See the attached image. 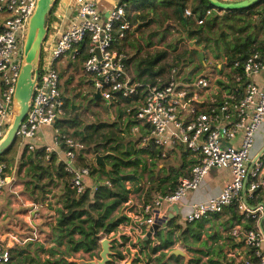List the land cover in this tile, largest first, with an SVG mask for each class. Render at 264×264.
Listing matches in <instances>:
<instances>
[{"label": "built area", "instance_id": "2783aa9c", "mask_svg": "<svg viewBox=\"0 0 264 264\" xmlns=\"http://www.w3.org/2000/svg\"><path fill=\"white\" fill-rule=\"evenodd\" d=\"M73 3L70 23L63 30L59 15L54 13L52 18H46L38 78L15 134L19 149L25 148L28 154L38 151V158L45 164L61 167L67 188L75 198L87 191L95 192L103 185L111 187L108 180L86 183L94 161H88L81 141L62 133L58 127L66 119L59 67L65 59L77 62L84 55L80 61L90 81L91 98L97 94L99 101L114 106L129 102L131 107L125 112L138 123L132 131L141 137L142 146L151 145L159 152V159L165 160L175 149L182 148L195 160L189 177L179 180L170 194L153 196L150 201L143 198L138 207L130 205L128 198L123 204L128 206L125 212L128 220L117 228L113 247L127 248L128 243L134 245L136 241L142 245L148 234L155 240L152 227L167 224L168 214L177 217L180 201L188 192L198 189L209 171L227 170L230 179L222 191L212 199L190 206L184 222H200L232 208L240 221L229 231L231 243L223 254L222 264H264V199H261L264 150L251 156L264 122V83L258 86L253 82L255 76L264 72V51H254L243 62L236 61L227 69L228 79L224 83L228 89L213 85L211 77L184 80L177 68H171L165 80L137 79L128 70V56L120 43L138 27L134 17L140 14L129 13L122 0L105 16L98 9V0H73ZM35 5L36 0H0V142L11 122L23 43ZM211 11H205V17ZM185 16L195 19L188 9ZM195 21L201 25L204 20ZM46 129L50 131L49 142H44ZM141 131L148 134L142 137ZM8 169L0 163V198L8 187L15 200L23 201L13 176L6 175ZM129 185L126 183L125 187L128 193ZM32 235L33 240L38 236L35 228ZM129 250L135 251L136 256L140 254ZM117 253L123 257L122 261L128 256L126 251ZM13 256L16 255L12 246L0 242V264H10Z\"/></svg>", "mask_w": 264, "mask_h": 264}, {"label": "rangeland", "instance_id": "374dc122", "mask_svg": "<svg viewBox=\"0 0 264 264\" xmlns=\"http://www.w3.org/2000/svg\"><path fill=\"white\" fill-rule=\"evenodd\" d=\"M167 1L169 0H149L143 12H148L151 6L156 4L157 15L160 16L155 15L153 20L148 21L139 28L135 27L120 43V48H123L128 56V70L131 76L138 79L148 78L149 75L147 73H142L145 61L153 60L155 57L165 54L164 58L159 60L154 68V71L158 73L153 77L154 80H165L171 68H177L179 73H182L184 80L195 79L202 75L208 77L210 71L216 72L217 70V64L212 59H216L220 54L226 53L228 49L235 47L238 40H241L234 36L233 23L225 17H218L217 10H212L206 19L215 32L204 34L206 43L197 45L194 40H190L188 35L184 33L174 16H170L166 20L163 16L161 17L162 14L159 11L164 10L161 5ZM73 5L74 3H72ZM137 8H139L138 5L131 2L128 3L127 10L129 13ZM164 11L172 15V9L166 8ZM138 13L140 14V12ZM262 17H264V13L260 14L261 19ZM53 20L57 19L53 17ZM255 27L257 28L255 29ZM192 29L195 30L196 26L192 27ZM258 39L259 43L264 44V21L260 22V19L256 21V26H253V28L251 26L248 37V40L254 42ZM190 41H193L194 46L202 52L204 59H201L198 51L189 45ZM59 69L61 71V90L64 92L65 99L69 101L68 106L65 108V121L69 123L74 120L75 122L72 128L67 127L68 134L70 136L73 135L85 145V153L91 163L95 161L96 154H112L116 156L114 160H107L105 157L104 160L108 167V172L111 171L110 166L114 162L121 164V160H125L133 163L129 166L121 164L123 172L135 173L136 175L134 181L124 183L125 187L126 183L130 184L128 193V198L131 200L130 205L138 207L143 198L145 201L148 199V188L152 186L150 182L151 176L154 185L166 177L171 181L176 177L178 170L174 168L175 161L181 163L186 158L182 148L175 149L165 160L150 159L148 151H146L148 148L140 144L139 136L132 131L134 124H132V120L125 112L128 107H131L129 102L106 107L105 103L94 101L90 97L91 85L89 78L84 75L80 60L71 62L65 59V63L60 65ZM60 121H63V117H60ZM62 125L63 127L67 126L65 123ZM75 131L78 134H74ZM86 135L89 136V140L84 141L83 137ZM263 140L264 136L256 143L251 156H254L260 150ZM17 151L18 146L15 143L9 152H5L0 156V163H4L9 168L6 171V175L13 176L16 174L17 178H19V180L15 179V183L17 181L21 185L24 197L22 198L23 201H17L15 198L11 200V206L10 208L8 207V213H6L3 221V229L6 230L13 225L21 233L19 236L20 241H23L28 235V237L32 238V242H27L23 246L14 242L15 244L12 245L13 254L17 255L18 251L24 250L30 253L34 264H44V261L49 257L48 255H50L49 251L51 248H59V251L65 250L63 248L62 250L60 249V247L65 246V239L61 240L64 246L58 245L52 228L59 217L58 210L62 209L65 197L68 195L67 181L66 177H62L58 182H53L52 173L54 172L57 178L56 170H58L54 165L42 163V168L38 171V169L30 166L31 164H28L26 159L28 155L22 161L16 158L18 155ZM161 165L164 167L163 169L160 168ZM92 166L96 167L95 162ZM180 169L182 172L183 169ZM181 172L179 171V173ZM91 177L97 181L108 180L107 176L97 167L92 170ZM170 183L166 184V186ZM17 189H19L18 185ZM155 193L158 192H152L150 196L157 195ZM262 196L264 197V192L261 193ZM26 200L29 203L25 202ZM24 203H27V205L24 206ZM30 204L34 205L35 208L31 207ZM127 207L125 205L121 206L118 215L125 216ZM131 210L134 209L131 208ZM34 214L37 217L34 219L36 220L34 222L36 225L33 227L28 223V219ZM212 216L201 222V225L199 222L191 224L189 226L191 230H187L183 236H180L182 230L175 235L180 242H177L172 249L183 251L187 255L185 258L181 257L178 260L170 259L168 261L167 258L170 251H167L165 252L166 256H161L162 253H159L154 259L143 260V263L140 264H201L207 262L208 257L210 259L216 258L219 264H222L223 254L230 242L228 234L233 223L232 221H226L224 214L220 213ZM238 218H234L236 223L240 220V217ZM178 219L181 218L177 217L175 222ZM33 228L36 229L38 235L34 240L32 235ZM183 228H185V225H183ZM15 229L10 230L16 232ZM198 233L200 236L196 240L193 235ZM116 234L117 231L113 236L110 234L103 238H113ZM128 245L127 248L124 246L123 249L117 246L113 248V252L126 251L128 253L124 261L115 259L114 264H125L132 254L138 260L144 259L143 255L140 257L136 256L134 254L135 251H130L129 249L137 250L138 253L144 250H149L148 252H150V247L143 244L142 247V245L138 244V241L134 242V245L132 242L128 243ZM99 252L100 247L96 251V257ZM24 255H27V253ZM71 257L85 260L92 259L91 256L82 252L73 254ZM136 259L133 261L134 264H138ZM157 259L160 261L158 262ZM15 262L14 260L13 263Z\"/></svg>", "mask_w": 264, "mask_h": 264}, {"label": "trees", "instance_id": "16d2710c", "mask_svg": "<svg viewBox=\"0 0 264 264\" xmlns=\"http://www.w3.org/2000/svg\"><path fill=\"white\" fill-rule=\"evenodd\" d=\"M60 0H55L53 8L51 13L48 16V19L55 13L56 8L58 6ZM124 3H134L139 6V8L135 9L136 11L140 12V15L135 16L134 20H136L139 25L138 28L141 27L143 24L147 23L148 21H151L154 19V16H160L157 15V7L156 4L151 6L148 12L144 13L143 10L147 6L148 1L144 2H134L132 0H122ZM189 0H169L161 7L165 10L166 8L172 9V15H169L166 11L160 10L159 13H161V17L169 19L170 16H174V18L179 23L180 27L183 29L184 33L188 35V38L190 40H194L197 45H201L202 43H206V39L204 37V34L213 32L214 28L208 23L207 21H203V24L197 25L195 19L202 20L205 16V11H207L210 8L209 3L207 0H196V3L191 7V13L195 16V19L189 18L185 16V10L187 3ZM260 4H264V0H261L260 3L256 6H259ZM252 7L247 10L243 11H250L255 9V7ZM262 12L261 14H263ZM260 14V13H259ZM182 15V17H181ZM226 18V17H225ZM216 21V19H215ZM196 26V29L193 30L192 27ZM234 30V29H233ZM244 29H238L240 33L243 32ZM215 32V31H214ZM213 32V33H214ZM249 45L244 42L242 44H235L234 52L233 54L228 57V61L230 65H232L236 61L243 62L245 58L251 54L254 51H264V46H256L253 47L252 50L248 51ZM84 51V48H83ZM165 54H161L158 57H155L153 60L145 61V67L142 68V73H147L149 77L147 78L150 82H154L153 77L157 75L158 73L154 71V68L156 64L164 58ZM84 55L81 56L80 60L83 61ZM61 78V75H60ZM65 101V108L68 106L69 101L67 99H64ZM63 123L67 124L66 127H63ZM59 124V125H58ZM58 127L62 130V133L68 134L67 127L72 128L75 124L74 120H71L69 123L67 121L58 123ZM132 124H138L136 121H132ZM77 131L74 132V134ZM143 136H146L148 132H142ZM82 134V133H81ZM83 135V134H82ZM73 136V135H72ZM141 140V137H139ZM83 140H89V136L86 135L83 137ZM16 142H14L10 148L6 151L9 152L13 145H15ZM149 157L152 160L159 159V152L154 149L153 146L149 145L147 147ZM26 155V149L23 148L20 153L21 161ZM40 153L37 151L36 153L29 154V160L32 162L30 166H32L34 169H38V171L42 168V163H44L41 159H39ZM106 159H116V156L109 154L106 156ZM153 163V162H152ZM121 164L123 166H129L131 163L130 161L121 160ZM121 164L114 162L111 164V171L106 173V169L102 167L99 168L108 178L109 182L111 183V187L106 186H100L97 191L91 192L87 191L83 196L80 198H75L73 193L67 188V197H65V201L63 203L62 209L58 210V219L55 224V226L52 228L53 234L56 236V240L58 245H62L61 242L62 239H65V250L59 251L58 248H51L49 251V258L44 261V264H68L64 256L71 257L73 254L82 252L84 254H88L89 256L93 257L96 254V251L99 249V241L106 236H109L111 233L116 232L117 228L127 221L128 219L125 216H121L116 214L121 206L127 202L128 200V191L126 190L124 183L125 182H131L135 180V173H125L121 169ZM56 167V166H55ZM91 167V173L92 170L96 167ZM186 166H182V169ZM58 170L57 172V180L62 178L64 176V173L61 170V167H56ZM163 169V168H162ZM179 173V172H178ZM178 173L176 174V177L172 179V181L166 177L165 179L161 180L160 182L153 184V178L151 176L150 182L152 183V186L148 188L147 192V200L150 201L153 196H150L152 192H158L155 193L160 196H165L173 192L178 184ZM39 176V175H38ZM168 181V182H167ZM171 181V183H170ZM54 182V181H53ZM167 182V183H166ZM170 183L166 186V184ZM261 199H264L263 197ZM230 211L232 213V217L235 219H239L237 213L230 208ZM193 223H185V228L175 225V219H170L166 224V231H158L154 238L159 242V245L154 246L153 248L150 247V251L152 254H156L157 252H161V256H166L164 251H170L172 250L175 241L173 240V228L176 227L179 230H182L180 233V236L186 234L187 230L189 229V226ZM199 233L193 235V237L198 240L199 239ZM150 239L147 241H143V245L151 244ZM42 247V246H41ZM40 247V248H41ZM114 248V247H113ZM27 255H24L26 254ZM56 255H60L57 258H55ZM171 259L178 260L179 257H170ZM115 259L122 261L123 257L116 253ZM14 260L16 261L15 263ZM137 262H139L138 259H136ZM159 262L160 260L157 259ZM10 264H34L32 261L31 255L29 252L21 250L18 251V254L16 256H13L11 259ZM208 264H219V262L216 259L209 260Z\"/></svg>", "mask_w": 264, "mask_h": 264}, {"label": "crops", "instance_id": "0c3cea01", "mask_svg": "<svg viewBox=\"0 0 264 264\" xmlns=\"http://www.w3.org/2000/svg\"><path fill=\"white\" fill-rule=\"evenodd\" d=\"M120 1L121 0H98V9L103 14V16H105L106 13L111 9V7L115 3L120 2ZM221 1H228L229 2V1H240V0H221ZM72 3H73V0H60L58 3V6H57L56 11H55V15H59V18L61 19V25H62L61 30L66 28L70 23L71 15H72L71 9L73 8ZM195 3H196V0H189V2L187 3L186 9L191 10V7ZM126 4L128 5V3H126ZM133 11L137 12L136 10H133ZM217 12H218L217 13L218 17H226L227 20H229L231 23H233V25H234L233 26L234 36L236 38L241 39V40L237 41L238 44H242V43L246 42L249 45L248 51L252 50L253 47H256L259 45L264 46V44L259 43V39L256 42L248 40L251 26H252V28H253V26H256V21L259 19H260V22L264 21V17H262V19L260 18V14L262 12H264V4H260L259 6H256L255 9L250 10V11H235V12L217 11ZM203 20L205 22L207 21L205 16L203 17ZM256 28L257 27H255V29ZM238 29H244V30L242 33H240L238 31ZM233 52H234V47L228 49L226 53L220 54L218 56V58L212 59V61H214V63L217 64L216 65L217 70H216V72L210 71V73L208 74L209 75L208 77L212 78V84L213 85L215 84V86H217L219 89H220V87H222V89H228V86L225 85L224 81L228 79V71L229 70H227V69L231 66L229 61H228V57H230L233 54ZM198 77H206V76L202 75V76H198ZM142 79H144V78H142ZM253 82L258 86H262L264 83V72L255 76L253 78ZM105 105H106V107L110 106V105H107L106 103H105ZM43 133H44V142H49L50 141V136H49L50 131L48 129H46L43 131ZM263 136H264V122L260 126L259 132L256 136L255 145L260 139H262ZM255 145H254V147H255ZM21 150L18 147V151H17L18 155L16 156V158H19V160L21 159L20 158ZM263 150H264V142H263V145L260 148V150L255 155L262 152ZM27 155H28V158H26V159H27L28 164H32V162L29 160L30 157H29L28 153H26L25 157H27ZM194 163H195V160L192 159L188 155H186V158L181 163L180 162L177 163L175 161V167L174 168H177V170H178V171L176 170L177 172H179V171L181 172L180 168H182V166H184V165L186 166L185 168H183V171L181 173H178L179 177H178L177 181H179L183 178L189 177L190 169L194 165ZM160 168L162 169L164 167L161 165ZM52 174H53V181L58 182L59 180L56 179L55 173L53 172ZM63 177H65V176H63ZM13 179H14V181H15V179L19 180V178H17L16 174L13 175ZM229 179H230V172L227 170L214 169V170L209 171L207 173V175L204 177V179L202 180V182L200 183L198 189H196L195 191L188 192L186 194V196L180 201L179 205L177 206V208L179 210V215L177 217H180L181 219H178V221L175 222V225H179V226L183 227L184 217L190 211L189 207L194 205V204L202 203V202H205L209 199L216 197L222 191L224 184L227 181H229ZM92 182H101V181H97V180L93 179V177L86 179L87 184H90ZM15 184L18 185L19 189H17V190L20 192L21 197L24 198L21 185L17 181ZM154 196H156V195H154ZM13 199H14V197L10 193V190L7 187L5 193L0 198V242H3L5 244L7 243L9 246H12L15 243H17L16 241H18L17 244L23 246L27 242H32L31 241L32 238L28 237L29 235L23 241H20L19 236L21 235V233L18 230V228L15 229V227L12 225L6 230L3 229V224H4L3 221L5 219L6 213H8V211H7L8 207L10 208V206H11L10 202ZM25 202H27V200ZM27 203H29V202H27ZM12 207H14V206L12 205ZM36 212H37V210H36ZM35 214L33 216H30L31 218L28 219L29 220L28 223L31 224V226H33V227L36 225L34 223V222H36V220H34V219H35V217H37V215H35ZM116 214H118V212ZM221 214H224L226 221H232L233 226L240 221L239 220L236 223V221L232 217V213H231L230 209L224 210ZM169 217H171V214H168V218ZM177 217H173V218L177 219ZM203 221H206V220L204 219V220L200 221L199 222L200 225H201V222H203ZM10 229H12V230L15 229L16 232H12ZM162 231H166V230H162ZM180 231L181 230H179L176 227L173 228V240L175 241V244L177 242H180V240H178L177 237L175 236L176 234L180 233ZM25 240H28V241L26 243H23ZM53 240H55V239H53ZM156 242H157V245H159V242L156 239L155 240L151 239V241H150L151 244H147V247L153 248L154 247L153 244L155 246H157ZM64 243L61 246H64ZM230 243H231V239H230L229 245H230ZM142 247H143V245H142ZM62 248L65 249V246L60 247L61 250H62ZM148 251H145V250L142 251L139 254V257L141 255H143L144 259L142 258L139 260V262L136 261V263L140 264V263H143V260L147 261L148 259H150V260L154 259L157 256V254L161 253V252H157L156 254H152L151 251L150 252H148ZM165 252H167V251H164V253ZM56 256L58 257V255H56ZM48 258L49 257H47V259ZM179 258H181V257H179ZM170 259L171 258H167L168 261H170ZM214 259H216V258H214ZM209 260H211L210 257L207 258V262H203L201 264H206V263L208 264ZM163 264H165V263H163Z\"/></svg>", "mask_w": 264, "mask_h": 264}, {"label": "water", "instance_id": "95a60500", "mask_svg": "<svg viewBox=\"0 0 264 264\" xmlns=\"http://www.w3.org/2000/svg\"><path fill=\"white\" fill-rule=\"evenodd\" d=\"M134 2H144L149 0H132ZM261 0H240V1H221V0H207L210 5V10H217L220 12H235L250 9L260 3ZM55 0H36L35 9L33 15L29 20V24L26 30V37L23 43L22 52V67L19 79L17 81L14 97L13 108L10 125L7 129L6 135L0 142V156L4 154L10 146L15 142V134L19 124L24 119L29 101L32 96L33 88L38 78V66L41 44L46 35L45 22L46 18L52 11ZM182 17V15H181ZM187 39V37H185ZM189 45L196 51H198L201 59H203L202 52L194 46V42L190 41ZM100 96L95 95L93 100L99 101ZM18 104V107H16ZM109 155H95V166L102 167L108 172V167L105 163V157ZM174 210V209H172ZM173 215L169 217L172 219ZM166 224H155L152 227L154 235L160 230H166ZM151 239V234L147 235V238ZM116 240L113 238H103L99 241L100 252L98 256H93L91 260L76 259L74 257H64L68 264H114L116 252H113V243ZM135 255H131L130 259L125 264H134ZM187 255L181 250H170L168 258L170 257H182ZM135 258V259H134Z\"/></svg>", "mask_w": 264, "mask_h": 264}, {"label": "bare ground", "instance_id": "6f19581e", "mask_svg": "<svg viewBox=\"0 0 264 264\" xmlns=\"http://www.w3.org/2000/svg\"><path fill=\"white\" fill-rule=\"evenodd\" d=\"M16 107H18V104H16Z\"/></svg>", "mask_w": 264, "mask_h": 264}]
</instances>
